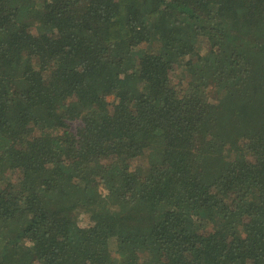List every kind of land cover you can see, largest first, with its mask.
Masks as SVG:
<instances>
[{
	"label": "trees",
	"instance_id": "1",
	"mask_svg": "<svg viewBox=\"0 0 264 264\" xmlns=\"http://www.w3.org/2000/svg\"><path fill=\"white\" fill-rule=\"evenodd\" d=\"M5 259L264 264V0H0Z\"/></svg>",
	"mask_w": 264,
	"mask_h": 264
},
{
	"label": "rangeland",
	"instance_id": "2",
	"mask_svg": "<svg viewBox=\"0 0 264 264\" xmlns=\"http://www.w3.org/2000/svg\"><path fill=\"white\" fill-rule=\"evenodd\" d=\"M204 48H205V49L209 48V45H208L207 43H206V44L204 43ZM204 52H205V50H204ZM142 158H144V156H137L135 160H136L137 162H141ZM56 212H58V213H63V211H58V210H57ZM80 217H81V215H79V218H80ZM80 219H81V218H80ZM10 260H11V259H5V260L1 261L0 264H9Z\"/></svg>",
	"mask_w": 264,
	"mask_h": 264
}]
</instances>
